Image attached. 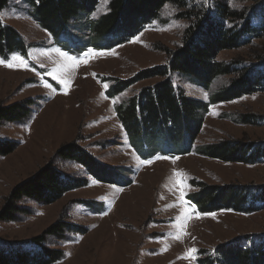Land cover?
<instances>
[{
    "label": "rangeland",
    "instance_id": "374dc122",
    "mask_svg": "<svg viewBox=\"0 0 264 264\" xmlns=\"http://www.w3.org/2000/svg\"><path fill=\"white\" fill-rule=\"evenodd\" d=\"M195 1L211 7L214 0ZM223 1L239 12L257 0ZM108 2L99 0L91 18L105 13ZM27 9L20 0H8L0 11L3 23L13 26L29 45L26 55L15 52L6 59L0 57L4 61L0 63V106L27 98L37 103L28 122L0 125V138L16 142L10 153L0 156V208L17 183L50 161L57 148L68 142H76L103 165L125 170L118 184H108L93 179L74 161H53L63 174L86 178L87 185L68 191L51 204L17 202L30 213L14 221H0V246L8 249L9 242L28 241L61 219L60 215L88 232L70 233L65 240L48 238L50 247L64 252L54 264H196L202 251L221 243L248 234L264 237V208L250 213L223 209L200 213L193 204L185 205L177 183L182 177L184 200L187 193L197 190V182L263 185L264 162H223L190 152L176 157L156 155L144 163L129 145L114 106L159 78L141 79L113 97L105 92L112 85L111 78L129 79L144 68L166 62L165 49L181 43L189 24L176 18V6L166 3L158 18L127 41L78 55L57 47ZM263 40L223 50L217 59L250 65L264 54ZM257 61L264 63V58ZM231 77H217L208 90L177 73L171 75V81L185 94L206 101ZM244 114L259 116V121L242 123L239 117ZM263 116L264 89L210 105L194 144L223 138L264 140ZM15 246L31 247L30 243ZM190 249L195 253L190 254Z\"/></svg>",
    "mask_w": 264,
    "mask_h": 264
},
{
    "label": "trees",
    "instance_id": "16d2710c",
    "mask_svg": "<svg viewBox=\"0 0 264 264\" xmlns=\"http://www.w3.org/2000/svg\"><path fill=\"white\" fill-rule=\"evenodd\" d=\"M20 1L28 6L29 16L50 34L57 47L75 55L88 49H111L127 41L158 18L166 3L173 4L179 9L176 18L189 22L181 43L173 49H165V63L144 68L129 79L111 78L112 85L105 91L113 97L141 79L159 78L114 106L129 145L143 160L156 155L176 157L194 152L223 162H264V140L223 138L203 145L194 144L210 105L264 89V63L257 61L263 59L264 54L250 65L217 59L223 50L264 39V0H257L247 10L239 12L223 0H214L211 7H204L195 0H109L107 11L96 18H91V14L99 0ZM7 4L8 0H0V11ZM28 46L16 29L0 18V57L6 59L15 52L26 55ZM174 73L189 77L206 90L217 77H232L205 101L185 94L183 88L174 85L171 81ZM36 106L32 98L1 105L0 125L28 122ZM258 117L244 114L239 120L255 123ZM15 145V141L0 138V156L10 153ZM58 159L74 161L93 179L108 184H118L125 170L103 165L76 142L62 144L50 161L12 188L0 208V221H14L19 215L30 213L17 204L20 200L51 204L68 191L87 185L86 178L63 174L53 162ZM195 186L197 190L187 193L185 198L200 213L220 209L250 213L264 208V184L197 182ZM82 202L90 204L92 201ZM61 216L26 242H9L8 249L0 246V264H54L61 260L63 250L50 247L48 238L65 240L70 233L88 232L84 226ZM25 243H30L31 247L15 246ZM196 264H264V237L248 234L221 243L212 250L202 251Z\"/></svg>",
    "mask_w": 264,
    "mask_h": 264
},
{
    "label": "snow or ice",
    "instance_id": "6c2138e0",
    "mask_svg": "<svg viewBox=\"0 0 264 264\" xmlns=\"http://www.w3.org/2000/svg\"><path fill=\"white\" fill-rule=\"evenodd\" d=\"M37 2H38V0H37ZM4 61L3 60H0V63H3ZM60 83H65L64 81H60ZM150 161H144V163H149ZM177 183L180 185V190H181V196H182V200H183V202L185 203V205H189V206H191L190 205V202L189 201H187V200H184L183 199V188L186 186L185 184H184V180H183V178L181 177L178 181H177ZM191 207H194V206H191ZM187 210V209H186ZM195 249H190L189 250V253L190 254H194L195 253Z\"/></svg>",
    "mask_w": 264,
    "mask_h": 264
}]
</instances>
